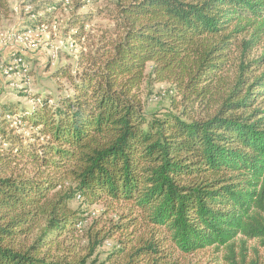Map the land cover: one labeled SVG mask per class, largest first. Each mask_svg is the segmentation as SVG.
Returning <instances> with one entry per match:
<instances>
[{
    "label": "trees",
    "instance_id": "1",
    "mask_svg": "<svg viewBox=\"0 0 264 264\" xmlns=\"http://www.w3.org/2000/svg\"><path fill=\"white\" fill-rule=\"evenodd\" d=\"M34 4L25 28L63 1ZM110 17L113 39L53 72L72 96L0 105V264H105L60 253L75 196L128 209L105 233L119 234V264H182L240 236L264 245V0H113ZM147 81L171 86V109L144 111ZM20 119L33 143L5 123Z\"/></svg>",
    "mask_w": 264,
    "mask_h": 264
},
{
    "label": "rangeland",
    "instance_id": "2",
    "mask_svg": "<svg viewBox=\"0 0 264 264\" xmlns=\"http://www.w3.org/2000/svg\"><path fill=\"white\" fill-rule=\"evenodd\" d=\"M26 1L29 0H6L7 6L0 8V34L5 37L0 44V105L20 106V109L16 110L18 113L21 110L30 111L32 98L35 97L41 100L49 99L50 105L53 106L65 97L72 96L71 83L65 78L55 77L54 70L58 67H69L72 70L81 52L93 55L99 47L115 36L114 24L110 17L113 0H61L63 1L61 8L55 11L50 8L47 12L52 14L55 29L40 33L35 47L34 43L26 46L15 40V35L26 29L25 22L30 19L28 13L31 8L23 6ZM45 1L55 3L59 0ZM42 2L43 0H34L35 4L32 8L35 5L40 7ZM76 17L86 21L83 32L77 31L83 37L79 40L74 39L76 27L70 25ZM70 39L77 41L74 48L69 46ZM260 51L261 49L256 47L252 56L260 55ZM17 54H23L25 68L18 74H6L5 66ZM146 71L149 72V67ZM171 93L172 88L166 82L147 81L142 84L139 97L144 111L150 114L171 109ZM9 110L14 111V109ZM197 110L194 113L198 112ZM1 119L2 116H0ZM5 123L22 136L23 143L35 141L37 130L32 128L26 120L20 119V122L13 124L8 121ZM21 163L15 166L17 172L24 170L21 168ZM68 206L71 210L77 211L79 218L75 230L63 236L65 239L60 253L71 258L86 259L87 257L88 262L96 260L105 264H119L121 253L118 250L123 245L119 241V234L115 232L113 237H109L105 236V233L121 223L120 215L128 213V209L121 203L112 204L104 200L87 203L77 196L68 203ZM97 232L98 235H96ZM98 236L99 238H96ZM96 239L99 242H96ZM94 242L97 244L92 247ZM181 263L264 264V245L259 240L240 236L231 247L211 246L183 256Z\"/></svg>",
    "mask_w": 264,
    "mask_h": 264
},
{
    "label": "built area",
    "instance_id": "3",
    "mask_svg": "<svg viewBox=\"0 0 264 264\" xmlns=\"http://www.w3.org/2000/svg\"><path fill=\"white\" fill-rule=\"evenodd\" d=\"M55 29V23L51 22L50 24H42L40 26H36L35 28H26L23 31H20L15 35V40L19 43H23L28 46L34 43V47L37 45L40 33H47L51 30ZM5 37H2L0 34V44L3 43ZM76 42L73 39H70L69 46L70 48H74ZM22 53L21 50H18ZM54 56V55H53ZM25 68V61L22 55L15 56V58L4 68V72L6 74H18L21 70Z\"/></svg>",
    "mask_w": 264,
    "mask_h": 264
}]
</instances>
